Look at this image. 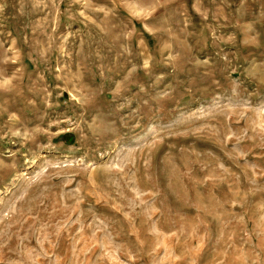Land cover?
I'll return each mask as SVG.
<instances>
[{
	"label": "rangeland",
	"instance_id": "obj_1",
	"mask_svg": "<svg viewBox=\"0 0 264 264\" xmlns=\"http://www.w3.org/2000/svg\"><path fill=\"white\" fill-rule=\"evenodd\" d=\"M0 264H264V0H0Z\"/></svg>",
	"mask_w": 264,
	"mask_h": 264
}]
</instances>
